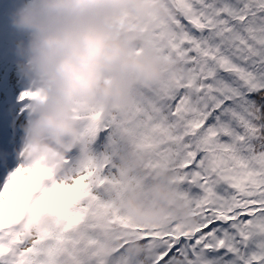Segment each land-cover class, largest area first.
I'll list each match as a JSON object with an SVG mask.
<instances>
[{
  "label": "snow or ice",
  "instance_id": "1",
  "mask_svg": "<svg viewBox=\"0 0 264 264\" xmlns=\"http://www.w3.org/2000/svg\"><path fill=\"white\" fill-rule=\"evenodd\" d=\"M166 6L168 18L145 31L174 70L130 105L86 120L62 172L40 188L53 226L0 231V264H69L65 254L103 264L82 254V227L121 193L115 162L130 147L168 169L192 218L125 225L149 242L148 264H264V0ZM107 264L132 262L120 253Z\"/></svg>",
  "mask_w": 264,
  "mask_h": 264
},
{
  "label": "clouds",
  "instance_id": "2",
  "mask_svg": "<svg viewBox=\"0 0 264 264\" xmlns=\"http://www.w3.org/2000/svg\"><path fill=\"white\" fill-rule=\"evenodd\" d=\"M168 15L166 0H22L13 11L11 22L22 34L17 67L29 95L17 164L0 186V231L53 226L40 188L62 172L86 120L130 105L174 70L145 31ZM148 160L130 147L115 162L122 191L104 216L106 248L127 253L132 264H148L151 248L124 225L151 229L192 219L172 174Z\"/></svg>",
  "mask_w": 264,
  "mask_h": 264
},
{
  "label": "rangeland",
  "instance_id": "3",
  "mask_svg": "<svg viewBox=\"0 0 264 264\" xmlns=\"http://www.w3.org/2000/svg\"><path fill=\"white\" fill-rule=\"evenodd\" d=\"M21 3L22 0H14L13 4L6 2L3 7L0 5V168L6 170L5 176L17 164L16 151L23 135L21 126L26 122L27 116V101L21 100L20 97L26 92L28 82L17 67L20 57L17 55L16 46L22 39V34L11 22L13 11ZM105 214V208L99 209L89 224L82 227V231L89 235L81 238L79 243L82 254L98 253L103 264L122 253L119 250L110 251L105 246L108 241V229L104 224ZM124 255L130 260L127 253ZM65 258L71 264V258L67 254Z\"/></svg>",
  "mask_w": 264,
  "mask_h": 264
},
{
  "label": "trees",
  "instance_id": "4",
  "mask_svg": "<svg viewBox=\"0 0 264 264\" xmlns=\"http://www.w3.org/2000/svg\"><path fill=\"white\" fill-rule=\"evenodd\" d=\"M6 2L9 3V4H13L14 0H7V1L6 0H0V5L3 7L4 5H6Z\"/></svg>",
  "mask_w": 264,
  "mask_h": 264
}]
</instances>
